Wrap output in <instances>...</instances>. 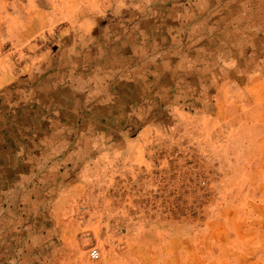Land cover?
Instances as JSON below:
<instances>
[{"label":"rangeland","instance_id":"1","mask_svg":"<svg viewBox=\"0 0 264 264\" xmlns=\"http://www.w3.org/2000/svg\"><path fill=\"white\" fill-rule=\"evenodd\" d=\"M141 1L0 0V203L36 204L38 264H264V17L126 34Z\"/></svg>","mask_w":264,"mask_h":264},{"label":"crops","instance_id":"2","mask_svg":"<svg viewBox=\"0 0 264 264\" xmlns=\"http://www.w3.org/2000/svg\"><path fill=\"white\" fill-rule=\"evenodd\" d=\"M135 7L134 11L124 16L123 20H129V25L125 26L124 32L129 35L138 34L151 37L155 35L157 39L159 36L164 37L168 21L172 22L173 29L194 27L196 34L201 36L220 33L238 36L246 33L244 31L245 20L252 21V25L256 26L247 27L254 28L259 27L258 20L264 17V0H144V2L135 4ZM82 18H84L83 29L80 33L77 32L79 35L99 31L96 28L100 26L102 18L93 17L92 12L84 14ZM112 18L114 17L108 19V23L112 24ZM114 23L117 24L116 20ZM113 28L117 30L118 24ZM114 146H117V141ZM4 152L8 151L4 150ZM3 161L1 159L0 163ZM0 178L11 179L13 177L10 174H0ZM42 187H40L42 192L38 189V193L35 191L33 193L35 192V195H40V197L51 193L47 186ZM32 189L33 187L30 191ZM16 193L17 195L25 194L20 189ZM30 205L28 208L36 211V204ZM28 208L26 206L20 208L13 203L8 204L5 209L4 204L0 203V264H5V250L12 249L13 251V246L16 250L20 243L22 249H17V251L20 252L24 264H38L37 260H41V263L44 259L52 258L61 249L48 234L49 229L45 226L38 227L36 218L15 217V209L26 212ZM4 211H7L8 215H5Z\"/></svg>","mask_w":264,"mask_h":264},{"label":"built area","instance_id":"3","mask_svg":"<svg viewBox=\"0 0 264 264\" xmlns=\"http://www.w3.org/2000/svg\"><path fill=\"white\" fill-rule=\"evenodd\" d=\"M99 256V251L96 248H91L89 251V257L95 259Z\"/></svg>","mask_w":264,"mask_h":264}]
</instances>
